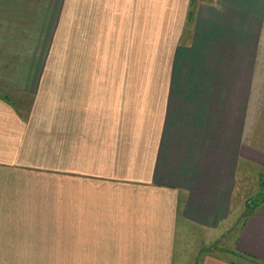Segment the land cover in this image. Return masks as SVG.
Returning a JSON list of instances; mask_svg holds the SVG:
<instances>
[{"label":"crops","instance_id":"obj_1","mask_svg":"<svg viewBox=\"0 0 264 264\" xmlns=\"http://www.w3.org/2000/svg\"><path fill=\"white\" fill-rule=\"evenodd\" d=\"M261 91L264 0H0V264H264Z\"/></svg>","mask_w":264,"mask_h":264},{"label":"rangeland","instance_id":"obj_2","mask_svg":"<svg viewBox=\"0 0 264 264\" xmlns=\"http://www.w3.org/2000/svg\"><path fill=\"white\" fill-rule=\"evenodd\" d=\"M262 92L264 93V91H261L260 94H262ZM262 125H264V123L260 122L259 127H261ZM263 191L264 170L257 167H248L245 168L244 172H240L233 199V212L235 216L233 215L230 223H228V225L220 233L219 238H217L209 248L213 247L214 249H216V252H219L227 258L238 259V257H236L229 250L233 249L235 238L243 225L244 219L250 215L253 206H255V204L259 202L258 200L260 198V194L263 193ZM199 233L195 232L192 235L194 237L188 243L189 247H192L193 244L202 242V239H208L212 236L211 235L208 237L207 235L205 236L202 232ZM207 246L209 245L207 244Z\"/></svg>","mask_w":264,"mask_h":264},{"label":"trees","instance_id":"obj_3","mask_svg":"<svg viewBox=\"0 0 264 264\" xmlns=\"http://www.w3.org/2000/svg\"><path fill=\"white\" fill-rule=\"evenodd\" d=\"M259 202L258 203H256L255 204V206H253V208H252V211L261 203V202H263L264 201V191H263V193H261L260 194V198H259V200H258Z\"/></svg>","mask_w":264,"mask_h":264}]
</instances>
